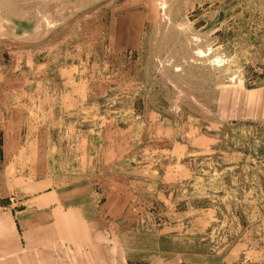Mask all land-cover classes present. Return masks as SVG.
Returning <instances> with one entry per match:
<instances>
[{
    "label": "rangeland",
    "instance_id": "rangeland-1",
    "mask_svg": "<svg viewBox=\"0 0 264 264\" xmlns=\"http://www.w3.org/2000/svg\"><path fill=\"white\" fill-rule=\"evenodd\" d=\"M53 207L49 260L264 264V0H0V213Z\"/></svg>",
    "mask_w": 264,
    "mask_h": 264
},
{
    "label": "crops",
    "instance_id": "crops-1",
    "mask_svg": "<svg viewBox=\"0 0 264 264\" xmlns=\"http://www.w3.org/2000/svg\"><path fill=\"white\" fill-rule=\"evenodd\" d=\"M53 189H45V192L39 196L38 199H42L46 202V199L56 195ZM25 191V190H24ZM55 198V197H54ZM46 205V203H45ZM70 212V213H69ZM62 211L61 208L53 207L50 209L39 208L34 213V216H40L48 214L50 219L44 220V223H39L34 220L32 226L21 225L20 230L16 227L13 221L10 219L12 216L9 212L0 213V264H68L66 260H51L41 256V253H35V255L29 253V250H34L39 247L41 241H55V244L60 243L62 233L59 231L60 224L57 222V218L61 217L66 227L67 236L72 239H77V230L64 220L66 217H72L76 214L77 209L71 211ZM21 213H25L22 210ZM64 216V218H63ZM15 217V215H14ZM52 217V220H51ZM23 221L25 222V214H23ZM47 221V222H46ZM17 224V223H16ZM72 244V243H71ZM173 260H160L153 264H172Z\"/></svg>",
    "mask_w": 264,
    "mask_h": 264
}]
</instances>
